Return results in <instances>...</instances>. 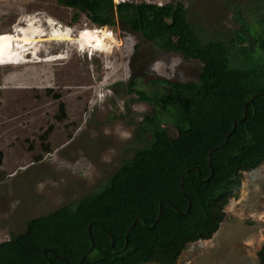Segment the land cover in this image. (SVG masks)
I'll return each mask as SVG.
<instances>
[{
	"label": "trees",
	"instance_id": "obj_1",
	"mask_svg": "<svg viewBox=\"0 0 264 264\" xmlns=\"http://www.w3.org/2000/svg\"><path fill=\"white\" fill-rule=\"evenodd\" d=\"M57 1L76 10L73 21L84 13L139 36L136 51L150 43L201 66L194 79L179 80L141 64L127 91L152 111L135 132L133 156L80 199L27 220L25 231L0 242V264H175L188 243L212 238L243 172L264 163V26L241 19L231 38H207L184 0ZM140 79L150 87H138ZM258 256L264 264V244Z\"/></svg>",
	"mask_w": 264,
	"mask_h": 264
},
{
	"label": "rangeland",
	"instance_id": "obj_2",
	"mask_svg": "<svg viewBox=\"0 0 264 264\" xmlns=\"http://www.w3.org/2000/svg\"><path fill=\"white\" fill-rule=\"evenodd\" d=\"M125 1L162 5L172 0ZM184 2L189 18L207 38H231L240 30L241 19L256 31L264 26L261 0ZM75 11L57 0H0V34L13 35L8 38L16 40L11 48L28 56L27 62L20 56L13 65H0V242L25 231L30 218L80 199L116 170L122 158L133 156L139 144L135 132L152 111L127 91L141 64L151 75L179 80L194 79L201 66L150 43L136 51L139 36L118 26L100 28L84 13L73 21ZM31 20L46 33L53 26L68 28L73 36L83 29H104L113 41L108 47L96 46L100 51L82 52L69 41L44 40L37 60L28 51L34 44L17 37L22 31L17 29ZM47 54L66 57L41 60ZM139 81L138 87H150ZM225 212L212 238L188 243L175 264H259L264 163L243 172L241 193L230 199Z\"/></svg>",
	"mask_w": 264,
	"mask_h": 264
},
{
	"label": "bare ground",
	"instance_id": "obj_3",
	"mask_svg": "<svg viewBox=\"0 0 264 264\" xmlns=\"http://www.w3.org/2000/svg\"><path fill=\"white\" fill-rule=\"evenodd\" d=\"M50 23H53V20H50ZM51 27V26H50ZM51 32H45V29L38 27L36 25L35 20H31V22L28 24L27 27L25 28H18L17 31L22 30L21 33L17 36L18 39L24 40L27 43L34 44V46H30L31 50L28 49L30 54H35V59L40 58L39 51L41 49L40 42L44 40H64V41H69L70 44H76L77 48L80 51H86L88 50H98L97 47L104 48L109 46V43L112 42V37L107 30L104 29H83V31L80 32V35L73 36L71 33V30L67 28V30L61 29L59 26H53ZM13 36V35H12ZM9 34H0V37H3V40H0V65H13L14 60L15 62H18V57L23 56L21 58L23 61L26 60L28 61L27 57H25L20 51H14V48H11V42L16 41V40H9V37H12ZM98 36L99 39L93 38ZM114 39V38H113ZM29 44V45H30ZM66 56L64 54L60 55H53V54H47V57L41 59L43 61L47 62H53V61H58L61 59H64ZM38 60V59H37ZM40 60V59H39ZM20 62V61H19ZM18 64V63H17Z\"/></svg>",
	"mask_w": 264,
	"mask_h": 264
},
{
	"label": "water",
	"instance_id": "obj_4",
	"mask_svg": "<svg viewBox=\"0 0 264 264\" xmlns=\"http://www.w3.org/2000/svg\"><path fill=\"white\" fill-rule=\"evenodd\" d=\"M244 112H246V107H245ZM245 117H246V115H245ZM245 117H244V118H245ZM235 128H236V123H235V125H234V129H233V131L235 130ZM233 131H232V132H233ZM232 132H230V134H231ZM230 134H229V135H230ZM226 143H227V141L224 142V144H226ZM224 144H222V145H224ZM222 145H220V146H222ZM212 151H213V149H210V151H209V153H208V159H209V163H210V165L212 164V162H211V154H212ZM181 184H182V182H181ZM160 215H161V210H160V212H159L158 218H159ZM136 221H137V219L134 221V223L132 224L131 228L135 225ZM131 228H130V229H131ZM130 229L127 231V237H128V235H129ZM89 235H90V237H91V239H92V246H91V248H90V251H91V250L94 249V240H93V237H92L91 225L89 226ZM112 247H113V244H112ZM86 255H87V254H85V255L83 256V258H84ZM80 263H82V261H81Z\"/></svg>",
	"mask_w": 264,
	"mask_h": 264
},
{
	"label": "built area",
	"instance_id": "obj_5",
	"mask_svg": "<svg viewBox=\"0 0 264 264\" xmlns=\"http://www.w3.org/2000/svg\"><path fill=\"white\" fill-rule=\"evenodd\" d=\"M125 0H114V2L116 3V4H119V3H121V2H124Z\"/></svg>",
	"mask_w": 264,
	"mask_h": 264
},
{
	"label": "clouds",
	"instance_id": "obj_6",
	"mask_svg": "<svg viewBox=\"0 0 264 264\" xmlns=\"http://www.w3.org/2000/svg\"><path fill=\"white\" fill-rule=\"evenodd\" d=\"M124 2H126V1H124ZM100 28H102V27H100ZM100 28H99V29H100ZM87 51H88V49H87ZM95 51H96V50H95ZM97 51H98V50H97ZM191 243H193V242H191Z\"/></svg>",
	"mask_w": 264,
	"mask_h": 264
},
{
	"label": "snow or ice",
	"instance_id": "obj_7",
	"mask_svg": "<svg viewBox=\"0 0 264 264\" xmlns=\"http://www.w3.org/2000/svg\"><path fill=\"white\" fill-rule=\"evenodd\" d=\"M0 40H3V37H0Z\"/></svg>",
	"mask_w": 264,
	"mask_h": 264
}]
</instances>
